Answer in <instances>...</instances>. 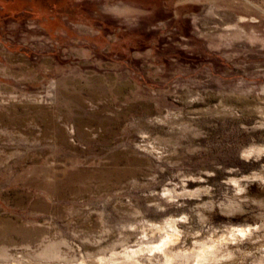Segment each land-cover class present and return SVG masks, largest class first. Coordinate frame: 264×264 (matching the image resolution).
Segmentation results:
<instances>
[{
  "label": "rangeland",
  "instance_id": "1",
  "mask_svg": "<svg viewBox=\"0 0 264 264\" xmlns=\"http://www.w3.org/2000/svg\"><path fill=\"white\" fill-rule=\"evenodd\" d=\"M169 253L264 264V0H0V264Z\"/></svg>",
  "mask_w": 264,
  "mask_h": 264
},
{
  "label": "bare ground",
  "instance_id": "2",
  "mask_svg": "<svg viewBox=\"0 0 264 264\" xmlns=\"http://www.w3.org/2000/svg\"><path fill=\"white\" fill-rule=\"evenodd\" d=\"M171 226V225H170ZM172 233V232H171ZM166 234H167V232H166ZM175 236V235H174ZM171 237H172V235H170V234H168V235H166V239H165V243L166 244H168V242H170L169 240L171 239ZM174 238V237H173ZM161 240H164V239H161ZM160 244V243H159ZM161 244H164V241H163V243L161 242ZM160 246H162V245H160ZM168 246V245H167ZM159 247V246H158ZM157 247V248H158ZM164 247V246H163ZM208 248V247H207ZM156 249V248H155ZM158 250H161L160 249V247L158 248ZM125 251V250H124ZM139 251V250H138ZM131 252V251H130ZM131 253H133V252H131ZM120 254V253H119ZM162 254V253H161ZM125 255L127 256V254L125 253ZM130 255V254H129ZM163 255V254H162ZM120 256V255H119ZM115 257V256H114ZM175 257V254L174 253H169V254H165V258H166V262H165V264H170L171 262H172V259ZM123 258V257H122ZM121 258V259H122ZM126 258V257H125ZM164 258V259H165ZM203 261V260H202ZM201 261V262H202ZM163 262H164V260H163ZM182 264V263H181ZM186 264H187V262H186Z\"/></svg>",
  "mask_w": 264,
  "mask_h": 264
}]
</instances>
